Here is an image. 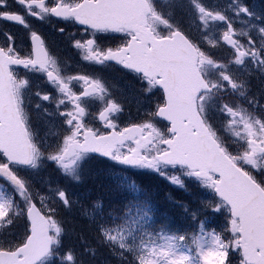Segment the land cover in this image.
<instances>
[{
	"label": "snow or ice",
	"instance_id": "obj_1",
	"mask_svg": "<svg viewBox=\"0 0 264 264\" xmlns=\"http://www.w3.org/2000/svg\"><path fill=\"white\" fill-rule=\"evenodd\" d=\"M17 3L23 14L0 0V18L29 29L32 47L24 54L7 34L0 44V177L11 187L8 192L0 185V264H85V255L95 257L97 249L83 237L81 252L63 244L67 230L56 206L71 210L78 203L68 190L50 188L49 195H41L20 175L51 161L79 181L82 162L92 153L151 170L181 188L189 178L213 193L204 210L226 214L221 231L208 230L198 212L184 205L198 230L157 224L150 201L125 176L121 187L131 198L121 208L105 212L97 201L82 210L95 225L97 245L120 264H232V254H238L239 264H264V90L250 94L247 79L253 71L264 75V7L258 11L243 0H231L224 8L205 0ZM176 9L187 14L197 36L176 19ZM29 15L74 21L88 36L74 40L85 61L100 66L115 62L136 75L144 93L161 92L159 102L142 122L120 132L104 134L90 126L85 121L93 115L105 128L116 129L114 118L122 113V104L100 76L64 74L31 30ZM98 34H120L122 42L102 46L98 41L108 37ZM222 45L230 51L226 61L212 52ZM17 66L45 76L57 93H34L55 105L49 111L37 102L36 109L63 118V131L51 133L57 137L54 143L38 139L31 129L26 111L30 80L17 73ZM97 102L98 112L90 113L89 106ZM161 121L167 122L163 129ZM125 141L135 147L122 151ZM21 218L28 222L27 233L21 240L10 239L9 226Z\"/></svg>",
	"mask_w": 264,
	"mask_h": 264
},
{
	"label": "flooded vegetation",
	"instance_id": "obj_2",
	"mask_svg": "<svg viewBox=\"0 0 264 264\" xmlns=\"http://www.w3.org/2000/svg\"><path fill=\"white\" fill-rule=\"evenodd\" d=\"M207 1L208 0H205V2L209 6H212ZM257 1L260 2V4H262V6L264 7V0H243V2L249 7L254 8H256L255 2ZM214 2H218L216 7L224 8L231 2V0H216ZM7 4L10 10H14L20 14H23L24 9L17 3V0H7ZM175 16L186 30L191 28V34L193 36L198 35L195 27L190 25L189 18L186 13L177 11L176 9ZM26 19L31 26V30L36 31L37 34L40 35L44 40L46 48L48 49L50 54L57 59L58 64L64 74L100 76L104 80L106 87L111 93V96L122 104V113L118 114L114 118L117 125L116 129L114 130L105 128L99 120L93 118V115H89L86 118L85 122L90 126L99 129L101 133L109 134L112 131L119 132L124 128L129 127L131 124L142 122L145 118V113L148 111L145 109V107L148 106L152 110L155 107V104L159 102V99L162 95L161 92L154 90L155 95L151 93L142 94V84L136 77V75L130 72H124L120 65L109 64L107 66H100L85 61L82 58L81 51L74 47V40L87 39L88 36L82 31L81 26H78L74 21H66L57 17H47L44 20H40L39 18L32 17L30 15L27 16ZM235 26L237 28L239 27V21L236 22ZM61 28L64 29L63 32L60 31ZM5 34L11 35L14 38L15 46L18 47V49H20L24 54L30 52L32 41L29 29H26L18 22L6 21L3 18H0V44L6 41L7 36ZM98 35H106L108 37L107 39L98 41L102 46L114 47L122 42V40L119 38L120 34ZM112 37L117 38L113 39ZM221 48L229 51L227 45H222ZM16 71L20 76H24L30 80L29 89L31 90L33 98L39 99L34 95L36 91L49 93L52 96L57 95L55 89L46 82V77L42 74L23 71L18 67L16 68ZM117 74L125 75L126 79H118ZM80 90L81 89L79 84H76L74 86V91L79 92ZM137 95L140 96V99ZM122 96H125V100H123ZM140 102H142L144 106L143 108L141 107L139 109L137 104L135 103ZM129 103H131L132 105L127 106L126 104ZM151 103H153L152 106L149 105ZM43 104L44 105L42 106L44 108H48L49 111H53L55 109V105L53 103H46L43 101ZM99 107L100 105L98 102L90 105V113H97ZM38 111H42V109H37V111L35 112ZM62 120L63 118L61 117L48 116V127L53 129H60L62 128V126L66 127L65 125H63ZM123 123L125 124L124 126ZM158 127H161L163 129L165 125L159 123ZM126 146L135 147V144L131 142Z\"/></svg>",
	"mask_w": 264,
	"mask_h": 264
},
{
	"label": "trees",
	"instance_id": "obj_3",
	"mask_svg": "<svg viewBox=\"0 0 264 264\" xmlns=\"http://www.w3.org/2000/svg\"><path fill=\"white\" fill-rule=\"evenodd\" d=\"M99 174H101V171L98 175ZM101 176L103 179L95 180L92 176L88 179L91 184L88 185L86 195L82 198L83 202L85 204L88 200L92 201L93 204L97 201L101 204L107 202L109 204V210L121 208L131 197L127 192L125 194H120V197L122 198L117 195L119 192H116L118 189L114 187L112 182L111 171L105 172ZM28 180L32 182V184L34 183V179L30 178ZM140 183L142 184H140V188L143 194L150 201L154 209V219L157 224H164L169 228L178 229L181 232L184 230H198L197 224L191 220L190 215L185 213L184 208L181 206L184 205L188 207L190 212H198V219L204 221L208 230L216 229L217 231H221L223 229L226 223V214L214 213L211 209L204 210V202H201L202 197H199L198 194L201 190L200 186L193 181H190V183L185 181V188L179 192L159 177L144 179ZM203 192L208 198H212L213 194H211L210 190L204 189L202 194ZM112 196L113 198H111ZM107 198H109V200L104 202V199ZM78 210L81 212L83 209L81 207V209L79 208ZM77 213L78 212L69 216L70 220L68 217L66 218L68 223L66 232L68 234L64 235L63 244L66 247L75 248L77 252H81V237H83L84 240L97 249L95 257L84 256L85 264H120L118 258L113 256L107 248L102 246L98 248L95 239L96 229L92 220L87 216H84L82 213H79L78 215ZM15 225L18 226L20 236L26 234L27 225L25 218L16 220ZM69 225H72L73 228H70ZM68 229L74 231L78 230L76 231L78 232L77 235L71 234L76 237L70 236ZM166 230L168 229L166 228ZM231 259L232 264H239L238 254H232Z\"/></svg>",
	"mask_w": 264,
	"mask_h": 264
},
{
	"label": "rangeland",
	"instance_id": "obj_4",
	"mask_svg": "<svg viewBox=\"0 0 264 264\" xmlns=\"http://www.w3.org/2000/svg\"><path fill=\"white\" fill-rule=\"evenodd\" d=\"M138 96V98L140 99V96L139 95H137ZM135 104H137V106H138V108L140 109L141 107L143 108V104H142V102H140V103H135ZM143 110V109H142ZM141 110V111H142ZM141 111H140V113H141ZM125 113V112H124ZM221 123H222V121H221ZM125 124L123 123V126H124ZM225 135H227L226 133H225ZM114 162V161H113ZM47 162H44L43 164L45 165ZM115 163V162H114ZM52 165L54 166V165H56L55 163H52ZM37 171L36 170H34V171H31L30 172V174H29V172H28V174H29V176H28V178H32L34 175H35V173H36ZM153 172V171H152ZM129 179V178H128ZM188 180H189V178H187ZM66 180H68V181H66ZM66 180H62V181H64L65 183V185H70V183L72 182V185H73V188L74 189H76L75 190V192L76 191H79L80 190V184L79 185H77V181H70V179L69 178H67L66 177ZM129 181H130V179H129ZM37 183L40 185V186H42V187H45V186H47V187H54V188H56V186L58 185V183H59V180H55V178H53V180L51 181V182H49L47 185L46 184H43V182H42V180L40 181V180H38L37 181ZM54 183V184H53ZM63 184V183H62ZM62 184H60V185H62ZM72 185H70V186H72ZM120 185H121V183H120ZM63 186V185H62ZM139 186V185H138ZM139 188H140V186H139ZM126 189V188H125ZM141 189V188H140ZM127 192V191H126ZM127 194H129V196L131 197V194L129 193V192H127ZM73 199H74V197H72ZM109 200V198H107V199H104V202L105 201H108ZM76 201L79 203V204H81L83 207H82V209H84V208H89V209H91L92 207H93V202L92 201H88V203H84L83 202V199H82V197H77L76 198ZM107 202H105L104 204H102V206H103V209H104V211L105 212H108V211H110L109 210V208H107L108 206H107ZM81 205H79L78 207H81ZM72 209H73V207H72ZM72 209L71 210H67V209H65V208H63V207H61L59 210H58V212L60 213V214H67V215H73V214H75L76 212H78L77 213V215L79 214V213H82V211L80 212L78 209H76V208H74L73 209V213H72ZM81 209V208H80ZM114 209H116V208H114ZM77 210V211H76ZM60 218V217H59ZM60 219H62V218H60ZM68 219L70 220V218H69V216H68ZM63 221H64V225H65V228L68 226V223H67V219H65V217H63V219H62ZM190 222V221H189ZM69 227L70 228H73L72 227V225H69ZM88 228V227H87ZM84 229V228H83ZM28 230V229H27ZM76 231H78V230H76ZM76 231H74V230H72V229H68V232L70 233L69 235L70 236H72V237H76V236H74V235H71V234H75V235H77V233L78 232H76ZM91 232V231H90ZM66 234H68L67 232H66ZM16 237H18L17 236V234H15V238ZM11 238H13L12 237V234L10 233V239ZM98 248H100V246L98 245Z\"/></svg>",
	"mask_w": 264,
	"mask_h": 264
}]
</instances>
